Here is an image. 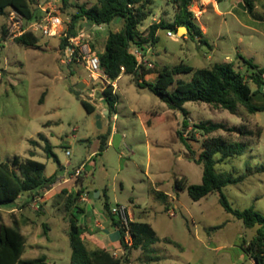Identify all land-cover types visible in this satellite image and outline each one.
Segmentation results:
<instances>
[{
  "label": "rangeland",
  "instance_id": "1",
  "mask_svg": "<svg viewBox=\"0 0 264 264\" xmlns=\"http://www.w3.org/2000/svg\"><path fill=\"white\" fill-rule=\"evenodd\" d=\"M147 1L150 14L139 31L146 34L150 24L164 25L155 34L150 54L155 68L184 63L198 69L227 63L248 81L251 91L256 90L249 81L244 59L258 68L264 66V0L252 2L251 7L243 0L198 2L191 7L198 32L188 34L180 27L177 32L171 30L177 34L175 38L166 33L170 30L167 25L174 24L179 14L177 1ZM96 2L67 0V5L61 1L57 5L71 21L80 6L88 8ZM9 10L0 16V161L10 162L15 156L21 162L31 158L45 165L46 177L57 173L56 182L48 190L23 192L12 206L15 208L0 207V225L17 228L28 242L22 257L43 255L51 264H69L72 214L83 230L97 231L100 218H108L103 208L107 200L109 210L115 204L123 205L134 215L132 219L140 216L152 224L155 241L147 243L159 257L153 264H254L242 245L254 237L257 227L245 228L241 220L225 212L217 192L193 201L185 189H175L176 180L181 179L184 185L200 184L202 175V165L188 160L189 152L176 132L181 130L193 157L200 153L206 137L243 142L245 150L241 155L216 165L219 172L243 177L241 182L222 188V193L232 208L253 206L264 215V173L259 172L264 165V111L250 114L238 105L236 113L231 114L219 106L186 102L184 114L168 109L158 96L139 88L132 75L122 74L112 86L117 96L113 110L117 118L113 120L112 114L102 112L106 107L101 98L111 81L107 77L102 82L93 80L82 61L62 63V38L36 35L33 46L16 43L9 32ZM118 29L110 24L102 26L98 35L88 31L92 50L102 52L108 31ZM191 75L180 74L175 81L189 80ZM153 79L154 76L144 77L147 82ZM78 82L84 83L83 89L75 88ZM70 88L78 92V97ZM81 99L93 105L96 112L87 113ZM252 101L264 105V93L260 90ZM98 115L100 128L96 124ZM183 119L187 121L185 128ZM206 122L226 128L244 127L252 134L241 136L225 128L205 134L195 127ZM110 132L109 145L95 155L99 138L104 136L107 142ZM39 134L47 139L57 161L46 156V143ZM31 140L35 144L30 145ZM220 157L215 155L216 159ZM80 165L84 170L74 176ZM154 188L170 196L165 194L166 200H159ZM63 189L80 193L70 209L65 206L67 194L61 193ZM95 192L100 198L94 197ZM165 207H170L172 214L164 211ZM164 238L176 244L164 242ZM83 242L86 248L93 247L87 238ZM143 251L134 249L129 254L135 252L142 259Z\"/></svg>",
  "mask_w": 264,
  "mask_h": 264
},
{
  "label": "trees",
  "instance_id": "2",
  "mask_svg": "<svg viewBox=\"0 0 264 264\" xmlns=\"http://www.w3.org/2000/svg\"><path fill=\"white\" fill-rule=\"evenodd\" d=\"M178 3L179 14L175 18V23L167 25L170 30L177 32L180 27L185 28L188 34H192L198 28L194 23V14L191 7L198 5V0H176ZM219 1V0H216ZM257 0H243L244 4L251 7L252 2ZM67 5V0H61ZM33 0H0V16H3L5 10L14 9L25 18H32L34 10L32 8ZM147 0H97L90 6H80L71 17V23L68 28V36L61 39L60 48L63 50L67 45V38L77 34V30L83 26L90 25H113L119 27L117 31H108L104 50L97 53L100 67L106 77L115 81L121 74L132 75L139 88H146L155 94L164 102L168 109L178 110L185 114L184 104L186 102H204L219 106L231 114H235L238 105L243 106L248 113L264 111V105L253 103V97L260 91V76L264 71V66L258 68L249 59H244L249 68V81L256 86L255 91H251L248 81L242 75L235 71L227 63H215L209 68H198L178 63L173 66H163L160 69L145 68L137 66V58L133 51L138 50L144 53L147 47H153L156 41V32L164 26L162 22L150 24L147 33L143 34L138 27L149 16ZM95 35L99 31H92ZM200 34V33H199ZM18 44L33 46L37 43L35 34L25 33L15 39ZM123 67V72L121 71ZM156 73L154 81L147 82L144 76ZM191 73V78L186 81L177 80L175 77L180 74ZM69 91L76 96L77 91L70 88ZM102 100L108 110L107 116L113 113L116 105L117 96L113 93L112 85H108L102 91ZM78 97V96H77ZM41 96L40 103L43 101ZM80 103L84 110L91 114L95 112V107L88 101L81 99ZM187 126L186 119L182 121V128ZM197 129L205 134L224 129L228 132H236L241 136H250L252 132L244 127L226 128L220 123H199L195 125ZM261 131L256 132L259 139ZM176 135L185 149L189 152L188 160L202 165V176L200 184L184 185L181 179L175 181V189L187 191V194L193 201H197L210 193L219 194V203L225 212L242 221L245 228H256L254 237L248 242L243 243V250L253 260L254 264H264V215L259 213L253 206L239 210L234 209L222 193V188L227 185L237 184L243 180V177H233L229 172H219L216 165L225 159L241 155L245 150V144L241 141H231L223 137H206L201 145V151L197 157H193V151L190 149L186 138L182 136L181 130H177ZM38 136L46 143L44 152L48 158L57 161L56 155L50 150L47 139L39 134ZM106 138V137H105ZM104 136L99 138L98 152H103L106 148V139ZM30 145L35 141H30ZM220 154L216 159L215 155ZM32 156V155H31ZM45 165L34 159H27L21 162L17 156L9 161H0V207L8 206L11 209L17 198L23 192L34 193L38 190H48L56 182L57 173L54 172L49 177L44 175ZM264 173V165L259 169ZM63 194H67L65 206L70 209L71 204L79 196V192H72L63 189ZM154 196L162 201L166 200V195L154 191ZM109 203L105 200L103 208L108 213L111 226L119 232V245L125 250V255L115 256L104 248L89 250L86 248L83 240L84 232L75 213L70 220L69 225V244L71 247L70 264H124L128 263V254L132 250L139 248L143 241L153 243L155 241V231L148 223L129 221V231L131 244L127 245L124 241V229L120 220L110 214ZM164 242L174 243L168 238ZM26 240L19 230L12 226L0 225V264H51L46 262L45 256L23 259ZM144 245V244H143ZM145 248V247H144ZM155 250L147 248L143 251V258L146 263L159 260L154 255Z\"/></svg>",
  "mask_w": 264,
  "mask_h": 264
},
{
  "label": "built area",
  "instance_id": "3",
  "mask_svg": "<svg viewBox=\"0 0 264 264\" xmlns=\"http://www.w3.org/2000/svg\"><path fill=\"white\" fill-rule=\"evenodd\" d=\"M59 1L61 0H33L32 8L34 10V16L30 19L23 17L14 9H10L7 17L10 26L9 32L12 34V37L17 38L25 33H32L41 37L66 38L68 36V26L71 21L68 17L65 18L59 11V6L57 5ZM201 1L203 0H198V2ZM198 15L199 14L195 15V17L198 18ZM166 35L171 38L177 37V34L171 30H168ZM151 52V46L147 47L144 53L134 50L133 53L137 58V66L141 65L145 68H151L153 66L150 59ZM59 55L62 56L61 62L64 64L71 63L73 59L82 61L84 69L93 80L102 82L103 79H106V75L100 67L97 53L92 50L88 31L85 29V26L78 29L75 36L67 38V45L62 50V53L59 52ZM123 70V67H121L122 72ZM260 79V90L264 93V71ZM111 85L115 86L113 83H111ZM66 155H70V153L66 151ZM81 171H83V169H76L74 176L79 175ZM81 200L85 201L86 198L81 197ZM110 214L116 216L120 220L124 229V241L127 245H130L131 236L128 226L129 213L127 208L123 205H113L110 208Z\"/></svg>",
  "mask_w": 264,
  "mask_h": 264
},
{
  "label": "crops",
  "instance_id": "4",
  "mask_svg": "<svg viewBox=\"0 0 264 264\" xmlns=\"http://www.w3.org/2000/svg\"><path fill=\"white\" fill-rule=\"evenodd\" d=\"M149 76H154V79L152 80V81H154L156 76H157V74L156 73H151V74L145 75L144 77H149ZM119 77L115 81H113L112 83L115 84L117 82V80L119 79ZM106 110H107L106 108H103L102 112H105ZM95 112H96V109H95ZM116 118H117L116 117V113H112V119L115 120ZM111 135H112V132H110V136L108 137V140L106 142V146L109 145V143H110ZM63 168H65V166H63ZM79 168L84 170L85 167L80 165L77 169H79ZM152 191L153 192L154 191L160 192V190H158L157 188L152 189ZM165 194L170 196L167 193H165ZM96 198H100V194L99 193H98V196ZM169 200L172 201V199H169ZM127 210H128V213H129V221H138V222L148 223L151 226V228L154 230V228L152 227V224L150 222H148V221H142L140 216H137L138 217L137 219H132V217L134 215L130 213V210L128 208H127ZM164 211H166L167 213L172 214V211L170 210V207H168L167 209L165 207ZM97 217L100 218L102 216H97ZM100 221H101V223L97 224L100 227L97 231H95L94 229L91 228V229H87L84 232L85 238H87L93 244V247L90 248L89 250L97 249V248H104V249L108 250L109 252H111L115 256H123V255H125V250L119 245V232H118V230L115 227L111 226V221L109 220V217L108 218L102 217V218H100ZM155 235H156V233H155ZM148 243L146 241H143L141 243V245L139 246V248H137V249L141 252V251H143L144 247L152 248ZM26 246H28V242H26L25 248H26ZM152 249H154V248H152ZM22 256H23V254H22ZM70 256H71V254H70ZM137 256L138 255H136L135 252L133 254H131V255L129 254L128 255V263H125V264H153V263L157 262L156 261V262L146 263L145 262V258L141 259V258H139ZM23 259H28V258H23Z\"/></svg>",
  "mask_w": 264,
  "mask_h": 264
},
{
  "label": "water",
  "instance_id": "5",
  "mask_svg": "<svg viewBox=\"0 0 264 264\" xmlns=\"http://www.w3.org/2000/svg\"><path fill=\"white\" fill-rule=\"evenodd\" d=\"M85 29H86L87 31H90V30H92V31H100V30L102 29V25H94V26H92V27H91L90 25H86V26H85ZM180 30H184V31H186L185 28H183V27H181ZM178 35L180 36V35H181V32L178 31ZM83 87H84V83H82V82H78V83L75 85V88L78 89V90L83 89ZM103 113H104L105 115H107V114H108V110H106V111L103 112ZM100 117H101V115H98V116H97V122H96V124H97L98 128L101 127V123H100V121H99ZM97 196H98V193L95 192L94 197H97Z\"/></svg>",
  "mask_w": 264,
  "mask_h": 264
},
{
  "label": "bare ground",
  "instance_id": "6",
  "mask_svg": "<svg viewBox=\"0 0 264 264\" xmlns=\"http://www.w3.org/2000/svg\"><path fill=\"white\" fill-rule=\"evenodd\" d=\"M181 31H183V30H181Z\"/></svg>",
  "mask_w": 264,
  "mask_h": 264
}]
</instances>
